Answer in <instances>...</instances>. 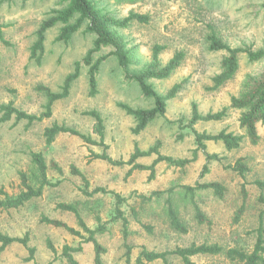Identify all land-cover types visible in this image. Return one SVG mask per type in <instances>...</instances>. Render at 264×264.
Listing matches in <instances>:
<instances>
[{
	"label": "rangeland",
	"instance_id": "374dc122",
	"mask_svg": "<svg viewBox=\"0 0 264 264\" xmlns=\"http://www.w3.org/2000/svg\"><path fill=\"white\" fill-rule=\"evenodd\" d=\"M264 0H98L101 8L117 19L130 13L148 16V22H131L118 29L130 50L129 73H138L150 62L152 48L163 47L159 55L162 64L176 53L183 52L181 66L165 80H150L158 94L165 95L177 83L181 90L167 101L165 116L155 119L138 135L132 134L133 119L118 107L125 104L132 108H150L153 103L145 99L136 84L125 80L114 57L102 62L97 77V95L90 97L87 68L81 64L79 77L72 83L69 95L54 103L52 115L42 122L27 125L14 118L0 122V188L9 197L22 190L20 176L37 188L36 170L30 153H41L47 164V178L56 186H46L42 196L34 198L18 209L0 212V233L9 237L29 236L30 247L35 249L34 259L27 261L28 252L20 244H12L0 256V264H68L61 255L68 245L80 247L72 253L78 264H95L91 243H84L67 231L40 222L41 216L60 220L80 231L73 214L56 208L57 204H71L79 212L86 226L94 230L105 227L103 234H96L97 242L105 249L101 264H135L141 248L165 252L191 244H217L224 250L231 248L251 253L261 236L264 247V190L255 181H264V126L258 125L260 140L251 145L245 131L239 127V112L228 110L221 121H199L188 128L192 104L201 115L216 113L228 106L231 96L240 90L247 74L264 69V59L250 63L246 56H239L238 71L233 80L213 90L212 78L219 73L224 51L207 49V37L211 29L229 47L264 51V11L259 6ZM58 8L55 0H0V23L8 46L0 42V106L9 102L28 114H40L46 104V96L38 87L60 92L64 79L74 72L92 49L94 37L81 29L68 43L57 42L60 25L45 33L44 51L39 61L30 57L36 32L52 9ZM211 27V29L209 28ZM109 48L93 54V59L107 56ZM99 113L104 127L107 154L115 162L112 165L93 159L91 152L102 153V148L84 143L78 137L62 134L51 145L45 144L44 129L53 124L78 130L99 142L95 132V120L85 113ZM1 117V113H0ZM227 129L244 138L237 150L226 151L221 143H206V153L218 155L220 161L208 164V172L201 176L206 164L205 155L197 152L193 162L184 168L157 164L155 174L134 170L127 162L137 145L147 151L157 141L160 154L174 159H192L196 149L193 130L198 133L217 134ZM183 134L180 140L179 135ZM238 158H244L249 172L239 176L231 167ZM154 155L142 157L135 163L150 165ZM56 165L61 172H58ZM74 167L88 182L87 191L102 189L91 196L83 194V180L71 172ZM217 182L225 187L222 198L212 191L195 192L192 199L184 187L196 183ZM242 188L246 191L243 197ZM154 192H163L156 199ZM170 200L185 232L171 226L167 215L166 199ZM115 193L124 202L120 205L127 220V238L123 234L121 220L113 221ZM141 196L152 197L144 201ZM195 207L207 222L200 223ZM241 209H243L241 211ZM99 219V221L97 220ZM149 228V229H148ZM49 239L56 253L46 247ZM264 261V253L262 254ZM195 264H241L223 255H198L191 258ZM169 264H182L175 256L168 257ZM149 264H163L155 261ZM264 264V262L262 263Z\"/></svg>",
	"mask_w": 264,
	"mask_h": 264
},
{
	"label": "trees",
	"instance_id": "16d2710c",
	"mask_svg": "<svg viewBox=\"0 0 264 264\" xmlns=\"http://www.w3.org/2000/svg\"><path fill=\"white\" fill-rule=\"evenodd\" d=\"M26 1V0H23ZM58 8L52 9L47 19L42 21L39 29L36 32V40L34 41L30 57L39 61L44 51L45 33L60 25L58 34L55 37V41L68 43L72 36L84 29V32L94 37L92 42V49L87 52L85 57L80 63H76L74 72L68 75L60 88V92L54 93L46 87H38L39 91H42L46 96V104L43 111L38 114H28L24 111L16 109L11 102L6 105L0 106V122L9 121L14 118L15 122L26 121L27 125L42 122L45 119H49L52 115V107L55 102L65 99L69 95V90L72 83L79 77L81 64L87 68V83L90 97L97 95V77L99 74L100 66L108 57H114L118 67L120 68L125 80L132 82L137 85L141 95L148 100H151L153 105L150 108H132L125 104H118L125 114L133 119L134 127L131 132L134 135L140 134L144 131L147 126L152 123L155 119L165 116L167 101L173 99L177 93L181 90V83L174 84L165 95L158 94L154 89L153 85L149 82L150 80H165L168 79L182 64L184 60L183 52H176L166 64H162L159 55L163 51V47L155 45L152 48L150 62L146 67L138 73H129L128 67L131 63L130 50L127 47L125 39L119 34L118 29L126 28L131 22L147 23L148 16L130 13L123 19H117L110 15L108 12L101 8L98 0H55ZM259 11H264V1L259 6H254ZM211 29V27H209ZM0 42L8 46L9 43L4 39L2 25L0 23ZM104 48H109L110 52L107 56L100 57L96 60L93 59V54L100 52ZM207 49L211 52L224 51L225 56L222 58L220 63V71L212 78L213 86L212 89L216 90L225 85L227 82L234 79L238 71L239 56L244 54L250 63L259 62L264 59V51L257 50L251 51L248 49L231 48L224 43L211 29L209 36L207 37ZM228 110H235L239 112L238 123L239 127L245 131V137L248 139L251 145H257L260 136L258 135L257 126H264V69L256 74H247L240 85V90L236 95H233L229 99L228 106L224 107L221 111L216 113H208L201 115L198 112L196 104H192L191 107V119L188 128H192L194 124L199 121H221L226 115ZM87 116L92 117L95 120V132L99 136V142L93 141L89 136L80 133L78 130L66 127L64 125L53 124L50 127H46L43 132L46 145H51L57 136L67 134L70 136L78 137L81 141L86 144L101 147L102 153L96 154L91 152L93 159L101 160L112 165H122L121 162L113 161L107 154L108 146L104 142V127L102 119L98 112L89 111L85 113ZM196 149L194 151V157L192 159H174L168 156L160 154L161 144L157 141L147 151H141L137 145L134 146L133 153L131 154L127 164L131 165L129 171H148L149 178L152 179L155 174V168L157 164L165 162L169 166L176 168H184L195 159L197 152H202L205 155L206 164L202 168L201 176L208 172V164L212 161H220L218 155L206 153V143H221L226 151L237 150L243 140L242 135H236L234 132H230L227 129L221 130L217 134L198 133L193 130ZM183 134L179 135V139L183 138ZM155 156L153 162L146 166L135 163L137 159L142 157ZM30 160L36 170V180L38 183L37 188L32 187L24 174H21L20 181L23 190L15 197H9L2 188H0V212L5 209H18L23 207L27 202H30L34 198L42 196L43 189L46 186H56L58 183H50L47 178V164L41 153H30ZM53 167L58 171L61 170L56 166ZM231 169L236 172L239 176L244 177L249 172V168L245 163L244 158H238ZM71 172L79 176L85 185L82 189L83 194L91 196L96 192L107 193L102 189H95L93 192H88V182L77 169L71 168ZM254 185L264 190V181H255ZM185 193L193 198L195 192L210 190L218 197L222 198L225 193V187L217 182L208 183H196L195 186H185ZM243 197H246V191L242 188ZM113 197L116 199L115 212L113 221L121 220L123 226L124 237L127 238V220L120 210V205L124 202L119 195L115 193ZM158 199L163 192L153 193ZM166 199L167 215L170 220V224L178 232L184 233L186 230L181 222H179L176 212L174 211L169 192ZM144 201H150L152 197L141 196ZM259 202L264 206V198L260 197ZM58 210L68 212L74 215L77 224L86 237L78 230L68 226L66 223L50 219L46 216H41L40 222L46 225L60 228L67 231L72 236L78 237L84 243H91L94 249V263L101 264V255L105 253L104 247L100 245L96 238V234H103L105 227L101 224L96 229H89L84 221L82 220L78 210L71 204L60 203L56 205ZM243 209H241L242 211ZM196 219L200 222H207L205 217L200 213L199 209L195 207ZM99 221V219H97ZM149 229V228H148ZM22 245L28 252L27 261L34 259L35 249L28 245L29 236L25 234L24 237H9L5 234L0 233V256L6 250V248L12 244ZM46 247L53 253H56L52 242L47 239ZM80 251V247L73 248L65 245L62 248L61 255L66 259L68 264H78L73 258L72 253ZM264 253L263 240L259 236L257 243L251 253H246L239 249H228L224 250L217 244H191L187 247L176 248L172 251L165 252H154L148 251L145 248H141L138 256L135 259V264H149L155 261H161L163 264L168 263L169 256H175L180 259L182 264H195L191 261V258L198 255L204 256H217L223 255L230 261H236L241 264H262Z\"/></svg>",
	"mask_w": 264,
	"mask_h": 264
}]
</instances>
